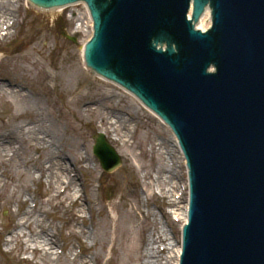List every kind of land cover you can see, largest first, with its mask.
<instances>
[{"label": "rangeland", "instance_id": "obj_1", "mask_svg": "<svg viewBox=\"0 0 264 264\" xmlns=\"http://www.w3.org/2000/svg\"><path fill=\"white\" fill-rule=\"evenodd\" d=\"M8 1L4 3L8 13L13 2L19 4L18 14L13 16H17L18 20L14 33L0 38V85L9 89L20 86L22 92L26 93L24 98L37 104L40 115L37 118L43 119L47 128H53V134L43 136L47 141L45 146L49 147L53 156L52 161L65 163V169H69L71 177L77 179L76 191H81V196L84 194L83 200L88 204L81 202L71 208L70 197L77 193L73 190H68L66 198L64 196L59 200L57 195L67 190L65 186L68 182L65 181L60 191L61 186L49 183L46 173L50 167L46 159L47 149L36 152L27 148L22 158L32 162L20 169L14 164L0 165V179L3 181L0 184V264H18L22 260L24 262L20 264H31L33 258L37 264H48L47 259H40L39 253L31 256V253L24 251L26 247L32 249L34 244L24 246L22 241L26 243L25 239L20 243L10 240L14 223L23 224L21 229L24 228V233L29 236L23 212H32L35 203L42 211L41 220L44 222L34 226L37 232L48 229L49 234L55 237V240L54 237L52 239L57 245L54 249H58L55 253L62 260L60 264H65V259L75 263L79 257H83L81 254L76 258V249L81 242L84 257H92V243H84V236L79 234L81 221L75 220L69 226L65 224L71 218V212L79 218L82 207L93 209L92 215L89 213L84 218L91 236L95 233L99 237L106 231V248L98 245L92 251L100 254L99 264H108L110 242L115 239L114 229L122 215L131 222L122 229L125 235L116 243L114 260L110 264H122L126 248L123 243L127 239V246H130L134 237L138 239L143 256L136 264H145L143 247L150 235L156 241L150 246L152 253L164 258L168 251L165 254L155 253L168 243L160 241L162 233L167 235L170 231L177 241H180L181 235V224L175 221L173 213L174 192H170L168 182L162 187L158 182L161 175L158 170L162 165L169 169L178 167L174 152L171 157L162 156L163 152L173 148L170 134L131 95L102 81L86 68L82 60L84 35H74L79 22L75 17V22L70 20V12L55 16L29 7L25 0ZM0 2L3 3L2 0ZM74 13L78 15L83 10L79 8ZM23 110L17 108L9 94L0 99V128L3 126L0 135L11 129V118L24 114ZM115 113L120 120H127V125L132 128L131 133L128 128L119 127V124H110L107 114ZM18 124L33 125L32 119L27 116H23ZM100 133L106 135L123 160L122 167L110 174L102 171L93 155L95 138ZM176 181L180 182V179L176 178ZM26 201V207L21 206ZM14 215H18L16 219ZM144 217L147 220L141 229ZM45 222L48 223L43 227ZM40 224L42 227L38 229ZM106 225L107 230L104 228ZM6 240L10 241V245H6Z\"/></svg>", "mask_w": 264, "mask_h": 264}, {"label": "bare ground", "instance_id": "obj_2", "mask_svg": "<svg viewBox=\"0 0 264 264\" xmlns=\"http://www.w3.org/2000/svg\"><path fill=\"white\" fill-rule=\"evenodd\" d=\"M2 1H3V3L0 2V35L2 33L4 34L3 31H4L5 27L9 26L12 23L11 22L12 19H10L11 18L10 13L6 12L7 10H6V7L4 5V3H6V2L8 3L9 1L8 0H2ZM1 4H3V5H1ZM58 13L59 12H54V11L50 12V14H53V15L58 14ZM76 17H77L78 22H79L77 32L78 33L80 32L81 34L85 33L86 38L89 37L91 35V31H90V25H89L87 15L85 14V12H83V13L78 14ZM5 20H8V21H6V23H5V22H3ZM72 21L75 22V20H72ZM12 24H13L12 29H6V30H10L7 33L8 36L12 35L14 33L15 22ZM210 27H211V20L208 22V24L204 28L203 32L208 30ZM82 60L83 61L85 60L84 51L82 54ZM75 71L73 72L74 75H75ZM55 81H56V78L53 82H55ZM20 88H21L20 86H15L14 89H9L8 87L4 86L3 84L0 85V99L3 96H5L6 94H9L10 97H13V101H15L17 108L25 109V110H23V112H25L24 114L15 115L11 118V129L8 130L6 133H3L0 135V165L2 167H5L6 164H14V166H16L18 169H20V168L24 167V165H29L32 162V160H24L22 158V154H24V152L26 151L27 148L32 149L36 152H38V151L40 152L41 149H45V150L47 149L48 150L49 147L45 146L47 141L43 136H45V134H47V133L53 134V128L51 126H49V128H47L45 122H43L44 120L41 118H37L38 116H40L39 115V108H38L37 104H35V102L33 100L25 99L24 97L26 96V93H23ZM23 116L30 117L32 119L33 125L32 126H30L29 124L23 125V126L19 125L18 123L21 121V118ZM117 116H119V115H117L116 113L113 115L107 114V118H109L107 120L110 121V124H117V125L119 124V127H121V128H125V129L128 128L127 130H129V132L131 133L132 128H129L130 126L127 125V120L122 121ZM158 122L160 125L165 127V125H163L162 122H160L159 120H158ZM0 129H3V126H1ZM166 130L168 131V133L171 136V132L168 130V128H166ZM100 134H104V133H100ZM171 138H172V136H171ZM96 145H97V143L94 145V147H96ZM176 151L177 150L175 147H174V150H173V148H171L167 152L165 151V153L162 151L163 152L162 156L165 154V156L168 155V157H171L173 152L175 153L174 158H177L176 163L178 164V167H177L178 170L176 169L173 171V170L169 169L168 167L162 165L158 170V174H161L158 177V182H159L161 187L164 186V184H166L167 182L170 184V187H171L170 192H174L172 195V198L174 199V200H172L173 201L172 203H173L174 217L179 218L183 223H185L188 219V217H187L188 206L186 204H184L185 201H183V200L175 201L176 196L180 192V189H179V191H177V188H180V184H181L180 182L176 181V178L178 177L179 179H181L180 180L181 182L185 178V175L183 174V169H182L183 164L180 161V159L182 158V154H181L180 150L177 151V153H176ZM46 159H48L50 162V167L46 171L49 183L51 184L53 182L55 186H61L59 188V191H60L61 189L64 188L65 181L68 182L67 187L65 186V189H67L65 191V193L62 195L60 192L57 195V197H60L59 200L63 199L64 196L66 198V194H67L68 190L70 192H72V190L73 191L78 190L75 188V185L77 184V179L71 177V174L69 173V169L68 170L65 169V163H61L60 161L53 162L52 161L53 156L50 155L49 150L47 151ZM100 166H101V164H100ZM101 169L103 171L102 166H101ZM164 175H168L169 176L168 178L171 181H169L168 178H165ZM2 182L3 181L0 179V184ZM71 188H73V189H71ZM80 193H81V191L74 193V195L70 197V200L72 201L71 208H73L74 205H78L79 203L81 204V202L82 203L85 202V205L88 204L86 200H83L84 194L81 196V195H79ZM26 204H27V201L22 202L21 206L26 207ZM33 204H34V202H33ZM37 210H38V207L36 208L35 212H29V213L23 212L25 215V218H24L25 225H27V228L29 229V236L27 237L26 233H24V230H23L24 228L21 229L23 224L14 223V225L12 226L14 230H13L12 238L10 240H11V242H16V243L19 242L20 243L21 240L25 239L26 243H24L22 241L24 246H28V243L34 244V247L32 249H30L28 247H26L24 249V251H26V253H31V256L38 255V253H39L41 255L40 259L41 260L47 259L48 264H50V263L51 264H60L62 260L55 253V252H58V249L57 248L54 249L57 246L56 243H54V241H53V239L55 240V237L51 236V234H49V232L47 231L48 229H46V230L44 229L41 231L40 228L42 227V224H40L38 226V229H40V233L37 232V230L34 226L38 222L39 223L44 222V220L43 221L41 220L42 211L41 210L37 211ZM92 210L93 209L88 208V207H82L81 212H80L81 216L79 218H78V215L71 212L72 213L71 218L67 219V221H65V224L67 226L75 223L74 222L75 220H77L78 222L81 221L80 222L81 228L79 227V229H80L79 234H81V236L82 235L84 236L83 237L84 241H85L84 243H90V242L92 243L91 244L92 250L90 252L92 257H90V256L84 257V249L82 248L83 246L81 245L83 243L81 242L79 247L76 249V250H78V252H76V251L75 252L77 253L76 258H78L77 256H80L81 254H82L81 256H83V257H81V258L79 257L77 261L73 260V261H75V263L70 262V261L65 259V261H64L65 264H76L77 262H78V264H99V262H101L100 254H98L97 252L92 253L93 248L98 247V245H100L102 249L103 248L105 249L108 242L105 240L107 238V237L105 238L106 231L103 232L104 234L102 236H99V237L95 233H94L95 236L93 235V237H92L90 232H88V227H86L84 218H86L85 215H87L89 213H91V215H92ZM23 213H22V209H21V214H23ZM17 216L18 215H14L13 218L16 219ZM103 218H105V217L103 216ZM132 218H134V217H132ZM145 219H146V217H144V220L140 224L141 229L143 227L142 225L147 220V219L146 220ZM130 222H131V220L128 218L125 219L124 215H122V216H120V218H118L117 224L119 223V226L116 224V227L114 229L115 239H113L112 242H110L111 243V247H110V256L111 257L108 261V264H110L114 260L113 251H114L116 243L123 238V235H125V232H123L122 229L124 230L126 225H128ZM47 223L48 222H45V225L43 227H45L47 225ZM92 223H94V222L92 221ZM82 225H83V227L84 226L85 227L83 228ZM104 228L107 230V225L104 226ZM92 229H93V231H95L94 228H92ZM161 229L164 230L163 226L161 227ZM96 236H97V238H96ZM162 236H164L166 241H168V243H167L168 253L164 257V261L166 262V264H178L179 263V257L181 254V243L179 241H177V239L174 236H172L170 231L167 235L162 233ZM52 237H54V238L52 239ZM137 240H138L137 237L132 238L130 241V246H127V243H128L127 239L125 241L126 243H123V245L126 248L124 251L125 259L123 260L122 264H136L140 261V259L142 260L143 256L141 257V254H140L142 249H140V246H138ZM9 242H10L9 240H6L5 241L6 245H10ZM147 242L148 243L146 245H144V247H143L144 248L143 253L145 255L144 256L145 264H156V261L154 259V254L152 253L153 249L150 248V246L156 244V241H155L153 235L149 236ZM54 244H55V246H54ZM16 245H18V244H16ZM35 261H36V259L33 258L31 264H37ZM22 262H24V261L22 260L18 264H20ZM45 264H47V263H45ZM158 264H159V262H158Z\"/></svg>", "mask_w": 264, "mask_h": 264}, {"label": "water", "instance_id": "obj_3", "mask_svg": "<svg viewBox=\"0 0 264 264\" xmlns=\"http://www.w3.org/2000/svg\"><path fill=\"white\" fill-rule=\"evenodd\" d=\"M151 1L152 0H144L143 12L149 13ZM90 6H91V9L93 11L94 17L96 18V23L98 25L99 22L101 21L100 16H99V12L101 11V9L96 7L94 0L91 1ZM209 21H210V15H209V12H207L205 14V16L203 17V19L200 21L199 25L197 26V29L203 32L204 28L206 27V25L208 24ZM137 22H139V20H136V19L132 20V22L129 24L131 26L130 30H132V33H134L135 36L140 37L138 40V46L141 50H144L145 49V41H144L145 35H144V33H141V32L138 33L137 31H135L134 28H135ZM170 27H173V26L170 25ZM199 37H201V36L199 35ZM192 42H194V41H192ZM96 45H97V42L93 41L87 47V55H88L87 64H88V66L91 69L95 70L96 72L102 73L103 75H105L109 79L117 81L120 84H122L123 86L130 88V83H131L130 77H131V75L127 71H125L123 69V72L121 74H119L118 70H116V69L111 70L109 65H108V63H111V61L107 60V58L101 59L97 63L93 62L94 59L92 57V54L94 53ZM195 47H198V46L196 45ZM194 50H195V48H193L189 52H193ZM122 51H123V54L130 56V58L132 59L129 61V65H131L130 62L132 61V63L134 64V65L132 64V66H135L134 78L132 77L133 82L135 84V87H138L140 84H142V86L148 87L149 90L151 91L152 88H154L155 86H158L157 88H159L163 93L168 92L165 85L162 84L161 82H156L155 80H150V79L146 78V72L148 71V69H150L152 67V65L164 63L163 59L154 58V57L148 58L147 56L149 55V53L146 52L143 56V58H146V59L142 62V60H143V58H142L141 61H139V63H138L135 60L138 52H133V51L125 50V49ZM182 51L188 52V50L185 48L182 49ZM89 56H90V58H89ZM182 56H186V53ZM182 64H183L184 69H188V70H190V72L193 70V60L190 57H187L184 61H182ZM102 69H104V70H102ZM147 82H148V84H147ZM140 88H143V87H140ZM139 95L143 98V93L140 92ZM160 95H162V94H160ZM186 123L187 124L191 123V118L188 117L186 120ZM173 128L176 129L175 126H173ZM179 134L183 135V132L181 129H179ZM223 146L225 147V145H223ZM227 149L229 150V152L234 153V149H230V148H227ZM184 150H186L185 145H184ZM94 151L97 154L98 158L100 159V161L102 163V167L104 170L111 172L120 166V164H121L120 158L118 157L115 150L112 147H110L109 144L106 142L104 135L98 136L97 145H96ZM224 152H225V149L222 147H219L217 150V155L220 158H225ZM219 162L220 161H218L217 163H219ZM217 163H215V165L219 166ZM237 170H239V168ZM233 171L239 172L240 170L236 171L233 169ZM194 246H196V245L194 244ZM195 262H198V260H196Z\"/></svg>", "mask_w": 264, "mask_h": 264}]
</instances>
